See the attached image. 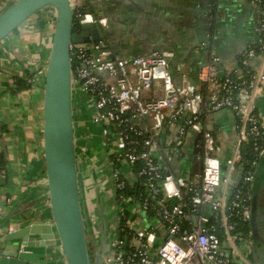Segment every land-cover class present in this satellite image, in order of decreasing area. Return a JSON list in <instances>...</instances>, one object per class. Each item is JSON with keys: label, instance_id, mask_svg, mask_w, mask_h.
Returning <instances> with one entry per match:
<instances>
[{"label": "crops", "instance_id": "0c3cea01", "mask_svg": "<svg viewBox=\"0 0 264 264\" xmlns=\"http://www.w3.org/2000/svg\"><path fill=\"white\" fill-rule=\"evenodd\" d=\"M10 1L0 0V9ZM83 3L94 15L107 19V25L102 28L106 32V49L112 56L172 53L170 71L178 86L192 85L200 89L198 71L211 54L222 64L237 67L244 52L259 37L258 10L249 0H83ZM34 15L0 41V151L5 159L0 175V251L9 242L7 235L12 231L36 226L29 235L39 237L41 226L53 228L43 152V73L54 26ZM250 64L264 73L262 54ZM160 93L156 83L147 94ZM72 97L77 180L88 239L95 237V210L100 237L106 233L111 242L117 237L119 207L114 172L119 170L128 181L138 177L133 167L115 159L105 145L101 146L102 127L92 120L94 124L88 122L84 95L72 91ZM253 105L264 124V81L254 93ZM90 112L92 116L91 108ZM205 121L221 146L220 188L231 194L241 180L238 164L233 167L227 164L238 136L237 116L231 109L222 108L206 113ZM140 123L148 125L150 120L145 117ZM176 133L174 127L165 126L156 138L154 152L162 158L170 148L172 158L167 160V170L175 176L193 178L200 168L192 155L199 144L198 135L188 130L182 145L171 152L167 144ZM261 162L254 169V180L264 176V170L257 176ZM260 190L257 215L254 223L250 221L249 252L246 253L245 244H237V250H233L222 242L224 255L234 264H243L239 256L244 253L253 263L264 264V179ZM107 194L112 203L106 208L102 198L106 199ZM94 197L92 207L89 201ZM133 218L142 226L156 223V219L148 221L141 213L134 214ZM196 218L195 214L191 215V224ZM93 245L96 247L94 242ZM36 258L46 264H65L57 241L46 244L45 257L37 255Z\"/></svg>", "mask_w": 264, "mask_h": 264}, {"label": "built area", "instance_id": "2783aa9c", "mask_svg": "<svg viewBox=\"0 0 264 264\" xmlns=\"http://www.w3.org/2000/svg\"><path fill=\"white\" fill-rule=\"evenodd\" d=\"M69 1L76 25L88 22L101 27L107 25L105 17L84 9L83 0ZM249 2L259 15L258 51L255 45L247 49L237 67H229L217 56L209 55L198 71L206 96L192 85L175 84L170 71L169 61L173 57L170 52L124 58L111 56L101 40L69 44L72 91L89 97L92 121L102 127L103 143L110 154L131 167L140 163L136 176L142 178L148 193L138 200L133 195H120L117 237L109 243L106 264H234L222 251L223 241L233 250H237V244H245L246 253L249 252L251 230L234 231L236 223L231 221L234 217L250 221L254 169L264 155L261 130L264 124L253 105L254 93L264 81V73L250 64L258 54L264 56V0ZM35 14L54 26L53 8L45 7ZM156 83L162 93L147 94ZM222 108L231 109L238 119L235 150L227 160L228 166L238 164L241 169V180L233 196L220 188L221 146L201 117L202 111L210 113ZM145 117L150 124L140 123ZM165 126L177 131L167 144L171 152L182 145L188 130L197 133L199 144L192 155L200 168L193 178L175 176L167 170V160L172 158L170 148L166 149L164 158L155 154L156 138ZM249 138L255 141L258 154L250 166H245L240 146ZM119 173V170L114 172L116 179ZM117 186L122 188L124 181H118ZM168 201L171 204L165 205ZM196 210L199 211L196 222L190 228H183L182 224ZM148 211L154 214L155 224L142 226L133 218L136 213L146 215ZM211 217L214 223L209 222ZM146 218L153 219L147 215ZM157 227L163 229L157 232ZM239 257L243 264H255L245 253Z\"/></svg>", "mask_w": 264, "mask_h": 264}, {"label": "water", "instance_id": "95a60500", "mask_svg": "<svg viewBox=\"0 0 264 264\" xmlns=\"http://www.w3.org/2000/svg\"><path fill=\"white\" fill-rule=\"evenodd\" d=\"M45 7L55 10L43 85V152L53 228L41 226L39 237L29 235L36 226L9 233V242L0 251V264H46L36 256L45 257L46 244L56 241L65 264H100L98 256L93 260L89 251L78 188L69 44L101 40L106 47V32L95 22L76 25L69 0H12L0 9V41ZM261 160L257 176L264 170V155ZM263 177L253 182L252 223L259 207Z\"/></svg>", "mask_w": 264, "mask_h": 264}, {"label": "trees", "instance_id": "16d2710c", "mask_svg": "<svg viewBox=\"0 0 264 264\" xmlns=\"http://www.w3.org/2000/svg\"><path fill=\"white\" fill-rule=\"evenodd\" d=\"M84 9L87 10V5L84 4L83 5ZM254 48L256 49V51H258V45L255 44ZM17 81V79H16ZM201 92H203L204 96H206V90H205V86L202 84L201 88L199 89ZM205 102H206V99H205ZM204 110V109H203ZM206 116V111H202V114H201V117L204 119ZM261 130L263 131L264 133V128H261ZM254 140L252 138H249L248 141L242 143V145L240 146V155H241V160L244 162L245 166H250L251 163L253 161L256 160L257 158V151L255 150V145H254ZM5 165V159H4V154L2 151H0V168L2 169ZM140 166V163L136 166H134V172H135V175H136V170L137 168ZM133 172V173H134ZM124 181V186L121 188V187H118V195H117V199H118V202H119V197L120 195H133L136 200H138L139 198L142 199L143 197L147 196L148 193L142 183V178H136V180H131V181H128V180H124L123 177L121 175L118 176V179H117V182L118 181ZM236 189L234 188L232 193H231V196H233V194L235 193ZM165 205H169L171 204V201L169 202H164ZM199 211L196 210L194 213H192L191 215L193 214H197ZM127 213V212H126ZM148 219L149 218H153L154 217V214L152 213V211H148L146 213ZM191 218V216H190ZM188 219L186 220L182 226L183 228H190L191 226V219ZM231 221L235 222V226H234V231H237V232H242V233H246L248 230H250L251 226H250V221H242L239 217H234V218H231ZM210 223H214V219L211 217L210 220H209ZM163 229L160 228V227H157L156 228V231L158 232L159 230ZM218 234L220 236H222L221 234V229H218L217 230Z\"/></svg>", "mask_w": 264, "mask_h": 264}, {"label": "rangeland", "instance_id": "374dc122", "mask_svg": "<svg viewBox=\"0 0 264 264\" xmlns=\"http://www.w3.org/2000/svg\"><path fill=\"white\" fill-rule=\"evenodd\" d=\"M33 16H36V15H33ZM37 16H38V14H37ZM38 18H39V16H38ZM48 18H49V16L47 17V19ZM48 22H49V20H47V22H46L47 25L49 24ZM82 95H84V97H85V99H84V105H85V113H87L86 114V118H87L88 122L93 123L91 121L92 120V116H91V112H90V100H89V97L86 94H82ZM101 138L102 139H101L100 142H101V146L103 147V145H104V143H103V137L101 136ZM260 161H262V160L260 159L258 163H260ZM90 195H91V197L93 196L92 195V192H91ZM111 200L112 199L110 198V196L108 194H107L106 199L105 198L104 199L102 198V202L105 203L106 208L108 207V205H110L112 203ZM93 202L95 203V197H94V199L92 201H89L90 205L93 204ZM91 206L93 207L94 205H91ZM94 220H95V231H94L95 237H94V240H93V238H91V237L90 238L95 243V239H97V241H99V239H100L99 238L100 237V233H99L100 232V228L98 227L97 214L95 213V210H94Z\"/></svg>", "mask_w": 264, "mask_h": 264}, {"label": "flooded vegetation", "instance_id": "af4514ba", "mask_svg": "<svg viewBox=\"0 0 264 264\" xmlns=\"http://www.w3.org/2000/svg\"><path fill=\"white\" fill-rule=\"evenodd\" d=\"M87 236H88V234H87ZM103 237H99L100 238L99 241H97V239H95L96 247H94V245H93L94 239L93 240L91 238L88 239V241H89L88 246H89V251L91 253L92 259L96 260V258L98 256L100 264H106V257H107L108 251H109V243H110V241H108V239H107L106 233L103 235Z\"/></svg>", "mask_w": 264, "mask_h": 264}]
</instances>
